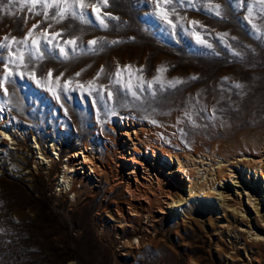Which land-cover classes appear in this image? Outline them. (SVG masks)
Returning a JSON list of instances; mask_svg holds the SVG:
<instances>
[{
  "label": "rangeland",
  "instance_id": "374dc122",
  "mask_svg": "<svg viewBox=\"0 0 264 264\" xmlns=\"http://www.w3.org/2000/svg\"><path fill=\"white\" fill-rule=\"evenodd\" d=\"M87 2L83 19L74 6L75 17L66 14L57 22L52 18L57 8L37 3L30 11L31 0H0V44L8 43L5 36L24 40L32 30L24 44L0 47V80L10 52L25 57L24 65H8L13 75L0 87L8 117L0 121V131L13 138L0 145V264H264V240L250 235L264 230V175L256 168L241 161L227 167L232 178L215 184L211 195L192 191L184 179L181 201L164 206L182 214L184 222L154 207L146 216L143 207H137L141 215L119 216L121 207L134 212L123 180L114 185L127 165L129 180L135 182L133 167L141 181L156 186L155 173L146 175L144 165L122 156L132 153L139 126L176 152L210 154L216 148L235 159L264 161V11L259 0L178 2L177 14L185 19L175 28L158 15L154 0H108L99 11L106 28L92 10L96 0ZM249 7L253 14L246 18ZM197 35L206 43H199ZM34 39L40 41L39 53ZM92 40L97 43L90 45ZM176 80L181 82L170 85ZM48 139L66 143L67 150L89 146V155L101 169L106 166L105 172L81 177L73 199L58 188L61 161L34 167L39 156L34 142L43 146ZM146 154L149 167L166 182L172 175L181 177L172 158L166 157L165 164L159 151ZM255 188L260 205L254 208L246 189ZM238 200L243 213L233 206ZM217 219L228 227L218 229Z\"/></svg>",
  "mask_w": 264,
  "mask_h": 264
},
{
  "label": "bare ground",
  "instance_id": "6f19581e",
  "mask_svg": "<svg viewBox=\"0 0 264 264\" xmlns=\"http://www.w3.org/2000/svg\"><path fill=\"white\" fill-rule=\"evenodd\" d=\"M7 120L8 117L4 111L3 106L0 104V121L3 122ZM109 124H110L109 125L110 128L116 129V126L114 125L113 121H110ZM150 132L147 131V128L145 129L143 126H139V128L136 129L135 139L133 138V140L136 141L133 142L132 153H130V155L128 156L127 154L122 152V156L123 159L125 158L126 160H129L133 164L144 165V167L147 168L146 175L155 173L157 178L156 186H153L152 182L150 181L149 182L141 181L140 178H138V174H137L138 170L136 168L134 169L133 167L132 168L130 167L131 172L136 177L135 182H132L126 177V173H130L127 172L129 166L126 165L122 167L119 170V172L115 175L114 185L116 184L118 185V182L119 181L122 182L123 180L125 191L128 194L130 200V202H128L129 209L130 211L134 212L133 214H130L127 211L123 212L124 209L122 207L118 208L117 214L119 216H122L123 218L124 217L129 218L130 215H136V216H138V214L141 215V211L137 210V207L139 208L143 207V209L146 210L144 216L149 215L150 214L149 211L154 207L157 208V210L162 214L175 216L177 220L178 215L180 214L171 213V212L169 213L168 211H166V207H169L168 206L169 204H173L177 201H181V199L183 198L182 186L184 184V179H186L189 182L190 189L192 191L203 192L206 193L207 195H211V190L214 189L215 184L221 182L223 179L232 178L231 176L232 171H228L227 167L231 168L234 167V165L237 166L238 164H240V161L242 162V164L256 168L262 176L264 175V161L260 162L259 160L254 161L251 159H247L245 158L244 155H241L240 159H235L236 157L232 158V156L221 153V151L215 152L214 150L216 148H212L210 154L204 153L205 151L182 150L183 152L181 151L176 152L175 150L166 148L165 145L160 143L159 140L155 139L154 138L155 136L153 137L154 134L153 133L151 134ZM0 133H1L0 145L4 142L8 143L7 140L11 139L10 137H7L9 136L8 133H6L5 130L0 131ZM119 138L121 141L120 144L123 147V151H124V147L126 146L124 143V139H122V136H119ZM11 140H13V138ZM89 141L94 142L93 139H88V142ZM57 144H58L57 141H53L51 139L46 140L43 146L40 144L37 145L36 141L34 142L36 155H39L38 157H36V160L34 162L35 168H43V169L50 168L54 164V158L55 157L60 158L59 153L57 151V147H58ZM103 145L107 151H110L111 147L106 140L103 142ZM84 149H86V151ZM84 149L79 150V147H73V148L71 147L70 149H68L66 152V155L68 156L67 161L62 164L63 166H61L63 167L62 168L63 171L60 178L61 182L58 183L59 185L58 188L62 190L63 193L67 191V194L69 193L70 195H72L73 199L76 197L77 191L75 190V188L71 187L72 180L70 179V175L73 174L70 173L71 171L80 172L79 170H81L82 174L80 175L84 179H86L87 177L91 179L93 177L92 173L99 175L98 174L99 171H102V173L105 172L104 168L106 166L104 165L103 168L101 169L100 166L96 164L97 162L95 163L94 159L89 155V150H88L89 146H84ZM195 149L197 150L196 147ZM78 151H81V153L80 152L78 153ZM156 151H159V154H161L162 158L165 160V164H166V157L172 158L175 161V163H177L178 168L177 170H175V172L177 171V174L178 173L181 174V177L180 175H177L176 178L175 175L174 176L172 175L171 178L172 182L168 183L165 181V178L163 177L162 174H158L156 172L155 167H149L148 158H146L147 155L146 153L155 155ZM169 167L172 170V167L171 166ZM199 180L201 181L199 182ZM172 190L175 192L177 196L180 195L178 199H176V196H174L171 193ZM246 190L248 191L247 193L248 203L253 205L254 208L256 206H259L260 202H256L258 199V190L256 188L254 190L252 189H246ZM72 191L74 192V194L71 193ZM250 197H254L255 199L251 201ZM238 201L239 203L236 202L233 204V206L234 205L236 206L235 207L236 210H239L240 209L239 206L241 207L242 205L241 201L240 200ZM257 209L255 210L257 213H259L260 211ZM180 216L182 217L181 221L184 222L185 217L182 216V214ZM224 222L225 221L223 219H217L218 229H222L224 226L228 227V224L227 223L225 224ZM250 235L253 236L255 240L258 241L264 240V230H263V234L260 232H256V233H251Z\"/></svg>",
  "mask_w": 264,
  "mask_h": 264
},
{
  "label": "snow or ice",
  "instance_id": "6c2138e0",
  "mask_svg": "<svg viewBox=\"0 0 264 264\" xmlns=\"http://www.w3.org/2000/svg\"><path fill=\"white\" fill-rule=\"evenodd\" d=\"M155 2V7L156 9H158V15L169 25H171L173 28H175L180 20L185 19V17H179L177 14V8L176 5L177 3H188L191 4L192 0H154ZM245 2V0H241V3L243 4ZM32 3V8H30L29 10L32 11L35 8V5L37 3H43V6L45 9H51V8H57V12L56 14L52 17L53 19H56L57 22H59L60 20H63L66 18V14H70L73 17H75L77 15L76 11L73 10L74 6L75 8H78L81 10L80 12V18L83 19V10H86L89 8V3L87 2V0H55V3H46L44 2V0H31ZM260 5L262 6V11H264V0H259ZM108 7V0H96V3L92 5V10L96 11L97 14V19L100 21V24L102 27H107V23L104 19L103 16L99 15V11L102 8H106ZM220 5L216 4L215 5V10H216V15H220ZM209 10H212L211 8ZM248 11V17L246 18H250L253 14V8L249 7L247 9ZM45 16L48 15V12L46 11ZM105 15H107L110 19H115V17H112L109 13H106ZM170 16H178L177 20L175 22H173L172 19H170ZM249 22H251V20L249 19ZM192 25L197 26L199 24L198 21H191L190 22ZM33 29H35L37 27V25H33L32 26ZM253 27L255 28L256 25H253ZM193 33L195 34V28L193 29ZM32 35V30L30 29L28 34L25 36L24 40H20L17 41L15 37H11L9 38L8 36L4 37V40L7 41V44H0V47H10L11 44H24L27 39ZM54 36L57 35H61V33H54ZM197 40L199 43H206L204 40L201 39V37L199 35H197ZM47 43H52V41H47ZM97 43V41L92 40L89 41L90 45H95ZM40 41L38 40H32V45L35 46L36 52L39 53L40 52V47H39ZM65 44H71V45H75V41H65ZM209 48L211 47L210 44L207 45ZM60 51L62 53H64V49L61 48ZM42 58V57H40ZM24 55L21 52L20 55H15L14 53L10 52V56H9V60H8V64L4 65L5 68V74L3 76V79L0 80V87H3V83L7 82L10 80L11 76L13 75L12 70L9 69L8 65L9 64H13V65H24ZM130 67V66H126ZM103 69H101L102 71ZM159 72H164L166 71V69L161 68L158 69ZM49 77H51L52 73L49 72L48 73ZM77 75H79V73H77ZM119 76V73L117 74ZM195 77H193L194 79ZM157 80H159V77L156 78ZM181 81L176 80L174 82H170V85L174 86L175 84L180 83ZM149 87H151V84L149 83ZM236 87H241V85L237 84ZM51 90V89H50ZM131 94L133 96H136V92L132 90L131 87H129L128 89ZM4 92L5 94H7V88H4ZM108 97L111 98L112 97V92L109 90L108 91ZM189 119H191V117L189 116Z\"/></svg>",
  "mask_w": 264,
  "mask_h": 264
},
{
  "label": "built area",
  "instance_id": "2783aa9c",
  "mask_svg": "<svg viewBox=\"0 0 264 264\" xmlns=\"http://www.w3.org/2000/svg\"><path fill=\"white\" fill-rule=\"evenodd\" d=\"M57 151H58V153H59V156H60V158H58V157H55L54 158V161L56 160V161H61V164H63V163H65L66 161H67V155H66V152H67V149H65V148H68V146H66V143H63L62 141L60 142V141H57ZM89 149H91L90 147H89ZM62 171H63V169L61 170V173H60V175H59V177H58V183L59 182H61L60 180V178H61V175H62ZM78 171V170H77ZM80 172H76V171H71L70 173H73V174H71L70 175V179L72 180L71 181V183H72V186L71 187H73V188H80L81 187V185H80V182L78 181L79 179H80V177H81V175L80 174H82V172H81V170H79ZM94 173H92V175H93ZM59 187V186H58ZM60 190V189H59Z\"/></svg>",
  "mask_w": 264,
  "mask_h": 264
}]
</instances>
